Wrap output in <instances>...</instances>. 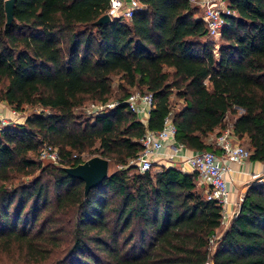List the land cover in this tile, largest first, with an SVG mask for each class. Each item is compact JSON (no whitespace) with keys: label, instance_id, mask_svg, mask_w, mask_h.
Instances as JSON below:
<instances>
[{"label":"trees","instance_id":"obj_1","mask_svg":"<svg viewBox=\"0 0 264 264\" xmlns=\"http://www.w3.org/2000/svg\"><path fill=\"white\" fill-rule=\"evenodd\" d=\"M227 1L235 14L216 47L188 0H138L129 20L102 25L109 0H14L10 24L0 0V101L39 109L0 132V254L32 264L60 250L50 264H264V182L247 185L211 252L221 208L196 173L130 163L167 116L186 149L221 155L208 137L231 124L249 160L264 163V0ZM133 91L153 96L146 124L124 103ZM109 101L119 104L76 114ZM42 143L61 165L31 157ZM85 152L118 167L86 197L61 168Z\"/></svg>","mask_w":264,"mask_h":264},{"label":"built area","instance_id":"obj_2","mask_svg":"<svg viewBox=\"0 0 264 264\" xmlns=\"http://www.w3.org/2000/svg\"><path fill=\"white\" fill-rule=\"evenodd\" d=\"M190 4L199 7L202 10V20L206 25L208 37L216 42L220 39L222 28L229 16L235 14L234 10L229 6L227 0H188ZM140 9L138 0H109V7L106 14L111 19L129 20L133 14ZM127 109L137 114L140 118L147 117L154 105L151 93H142L133 91L129 94L124 102ZM119 102L109 101L105 104L96 103L93 108V114L106 113L117 106ZM39 111V110H38ZM20 112L10 109L8 114L0 112V132L5 128L16 123L20 118ZM176 127L171 117L167 116L163 120L161 129L151 131L146 129L139 142L141 151L137 158L130 163L136 166V171L144 173L153 168L159 167L162 159L168 160L170 163L178 161L180 164L188 165L192 173H196L197 186L201 188L206 200L214 201L221 208L222 226H227L229 220L233 219L239 209L240 203L235 205V210L229 217L227 206L229 203V184L226 174L229 170L228 163L233 162L242 165L249 160L250 152L237 141L232 133V126L229 124L219 135L216 136L214 144L222 151L221 156H217L213 152H193L188 154L184 152L186 149L179 144L175 138ZM40 160L48 161L55 165H61L63 158L58 150L48 143H42L38 153ZM81 158V155L73 154L70 159ZM81 160V159H80ZM82 162V161H81ZM261 174H253L254 180H261ZM242 200V198H241ZM220 232L213 236L209 241V250L213 252ZM206 264H212L209 259Z\"/></svg>","mask_w":264,"mask_h":264},{"label":"crops","instance_id":"obj_3","mask_svg":"<svg viewBox=\"0 0 264 264\" xmlns=\"http://www.w3.org/2000/svg\"><path fill=\"white\" fill-rule=\"evenodd\" d=\"M127 2L128 0H123ZM9 107L4 103L0 102V112L1 113H8ZM241 111H239L240 113ZM236 115H229L230 118H234ZM148 118L147 117H141V122L146 124ZM216 138V134H211L208 137L209 142H214ZM238 141V140H237ZM239 142V141H238ZM240 143V142H239ZM184 152L191 154L193 151L189 149H185ZM222 155V154H221ZM219 155V156H221ZM159 166H165V167H176L180 169L184 173H192L191 168L186 164H180L178 161H175L174 163H170L168 160L162 159ZM229 170L226 174V179L228 180L229 184V203L227 206V212L230 215L235 210V205L238 204V202L241 200V198L244 195V192L246 190V187L251 182H257L258 180L252 179L253 174L260 173L261 174V180L264 181V163L258 162V161H246L242 165H237L233 162L228 163ZM232 220V219H231ZM229 220V223L230 221ZM229 225V224H228ZM227 226H225L224 229H226Z\"/></svg>","mask_w":264,"mask_h":264},{"label":"water","instance_id":"obj_4","mask_svg":"<svg viewBox=\"0 0 264 264\" xmlns=\"http://www.w3.org/2000/svg\"><path fill=\"white\" fill-rule=\"evenodd\" d=\"M13 5L14 0H5L6 24H10L13 20ZM111 20L108 14H104L95 21V25L106 24L111 22ZM109 166L110 162L108 159L95 155L76 166H64L61 168L70 178L83 182V194L86 197L92 188L100 185L108 177Z\"/></svg>","mask_w":264,"mask_h":264},{"label":"rangeland","instance_id":"obj_5","mask_svg":"<svg viewBox=\"0 0 264 264\" xmlns=\"http://www.w3.org/2000/svg\"><path fill=\"white\" fill-rule=\"evenodd\" d=\"M199 15L200 16L202 15V10L200 8H199ZM220 43H221V41L219 39V40H217L215 42V46L217 47ZM95 105H96V103H94V102H86L84 105H82V107H80V108H78L76 110V114L78 116H81V119L82 120L89 119L91 116L94 115L93 114V108H94ZM176 108H177V106H176ZM10 109H12V108L9 107V110ZM9 110H8V113H9ZM38 110L39 109L37 107H31V106L25 105L23 107V110L19 111L20 112V114H19L20 115V118L16 121V123H14V124L12 123L11 126L17 127L18 125H22L28 116H30L32 113H37ZM8 113H3V114H8ZM242 145L245 148H247L245 144L242 143ZM95 155H97V154H92L91 152H85V153L81 154V158L80 159L83 162V161L87 160L88 158L93 157ZM31 157L33 159L37 160V161H40L42 165L51 164L48 161L40 160L38 158V154L37 155H34V156L32 155ZM157 168L158 167L156 166L155 168L151 169V171L157 170ZM116 169H118V167L115 166V165H113L112 163H110L109 173L114 172ZM29 179H30V177L29 178L28 177H25V178H22L21 180L24 181V183H26V182H28ZM257 182H264V181H257ZM240 202H241V200L239 201V203ZM224 228L225 227L222 226V229L219 232H222L224 230ZM61 252H62V250H60L56 254H54L53 257H52V259H55L57 257V255H59V256L62 255ZM22 259L18 258L16 255L10 256V255H6V254H0V264H32V263H27L24 259L23 260ZM52 259L51 260H48V262H41L39 264H50L51 261H52Z\"/></svg>","mask_w":264,"mask_h":264}]
</instances>
